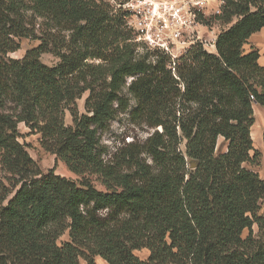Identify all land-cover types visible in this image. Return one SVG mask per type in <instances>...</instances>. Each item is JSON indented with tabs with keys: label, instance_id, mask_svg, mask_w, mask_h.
Masks as SVG:
<instances>
[{
	"label": "trees",
	"instance_id": "trees-1",
	"mask_svg": "<svg viewBox=\"0 0 264 264\" xmlns=\"http://www.w3.org/2000/svg\"><path fill=\"white\" fill-rule=\"evenodd\" d=\"M225 2L216 54L195 46L173 72L167 57L137 53L110 1L0 0V264H264V180L249 168L264 67L245 52L264 0ZM22 39L39 45L6 59ZM128 112L156 131L105 162L100 133ZM21 124L82 180L43 174Z\"/></svg>",
	"mask_w": 264,
	"mask_h": 264
},
{
	"label": "rangeland",
	"instance_id": "rangeland-1",
	"mask_svg": "<svg viewBox=\"0 0 264 264\" xmlns=\"http://www.w3.org/2000/svg\"><path fill=\"white\" fill-rule=\"evenodd\" d=\"M112 3L114 7L123 2L124 0H107ZM217 10L216 3L210 4L209 8L206 10V16L204 18L207 27L201 29V37L203 41L208 43L206 47L209 51H212L211 43L218 37L223 31L228 29V26L222 25L218 20L215 19V11ZM39 23V22H38ZM39 45V41L32 39H22L20 42V50L16 53L9 54L6 59L11 60H21L24 58L26 53ZM251 47L258 49L262 52V58L264 59V49L261 45L255 44L252 40L245 47V52H248ZM137 53L142 55L144 50L137 48ZM41 62L49 67L55 66L59 61L52 55L46 54L41 58ZM92 64H99V62L92 61ZM131 81L128 80L129 83ZM126 93V91H125ZM88 97L86 93L81 100L77 102L79 111L81 114H85V101ZM135 106V103H131V108ZM254 125L251 129V137L253 140V145L255 151L260 155L258 164L255 166H249V168L257 173L259 177L264 180V108L258 104H254ZM66 123L71 124V118L67 115ZM161 132L160 129H157ZM156 130L150 129L144 125H138L131 120L130 113L120 114L118 118L111 123L110 127L100 133V145L102 158L105 162L110 161L114 155L120 153L121 150L125 149L128 145H143L146 140L155 132ZM19 132L22 135L20 143L25 145L26 151L30 157L38 164L41 172L43 174L48 173L50 170H55L56 174L64 177L66 179L72 180L79 183L82 178L71 173L63 162L56 161V158L48 153H46L40 146V136L30 134L28 128L23 124L19 126ZM227 145L223 139H220L218 144V149L216 154L225 152ZM147 159L148 163L151 164L147 156H143ZM195 168V167H194ZM5 177H8L4 171H0V178L5 182ZM95 187L99 190H103V187L97 181L95 177L91 178ZM68 240L67 236L62 239V241ZM135 255L142 261H146L149 257V252L147 250H142L135 252ZM81 264H85L83 261ZM98 264H106L103 260L98 259Z\"/></svg>",
	"mask_w": 264,
	"mask_h": 264
},
{
	"label": "built area",
	"instance_id": "built-area-1",
	"mask_svg": "<svg viewBox=\"0 0 264 264\" xmlns=\"http://www.w3.org/2000/svg\"><path fill=\"white\" fill-rule=\"evenodd\" d=\"M216 3L215 16H220L225 0H124L117 9L124 15L134 43L146 52H156L169 59L175 72L177 62L200 45L206 52L216 54V39L208 43L201 37L206 10Z\"/></svg>",
	"mask_w": 264,
	"mask_h": 264
},
{
	"label": "crops",
	"instance_id": "crops-1",
	"mask_svg": "<svg viewBox=\"0 0 264 264\" xmlns=\"http://www.w3.org/2000/svg\"><path fill=\"white\" fill-rule=\"evenodd\" d=\"M253 41L255 44H259V45H261L262 47H263V49H264V29H262V31L261 32H259V33H257V34H255L254 36H252V38L250 39V41ZM247 46V45H246ZM245 46V47H246ZM252 48V47H251ZM258 50V49H257ZM250 51V50H249ZM248 51V52H249ZM259 51V50H258ZM259 53H260V59H259V65L261 66V67H264V59L262 58V52H260L259 51ZM263 53H264V51H263ZM98 259H100V258H98ZM98 259H97V263H98ZM102 260V259H101Z\"/></svg>",
	"mask_w": 264,
	"mask_h": 264
},
{
	"label": "water",
	"instance_id": "water-1",
	"mask_svg": "<svg viewBox=\"0 0 264 264\" xmlns=\"http://www.w3.org/2000/svg\"><path fill=\"white\" fill-rule=\"evenodd\" d=\"M195 166H196L195 163H192V164H191V168H194Z\"/></svg>",
	"mask_w": 264,
	"mask_h": 264
}]
</instances>
